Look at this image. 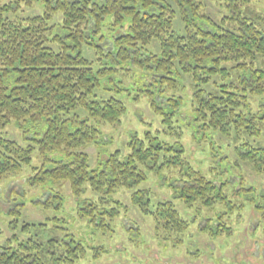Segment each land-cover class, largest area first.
<instances>
[{
  "label": "trees",
  "instance_id": "obj_1",
  "mask_svg": "<svg viewBox=\"0 0 264 264\" xmlns=\"http://www.w3.org/2000/svg\"><path fill=\"white\" fill-rule=\"evenodd\" d=\"M207 2L0 0V132L13 123L38 129L42 166L34 169L30 186L70 183L78 197L89 185L103 197L85 203L80 215L103 231H112L122 207L109 198L117 190L141 185L151 170L181 167L178 195L189 209L213 210L225 200L221 185L190 167L183 146H176L178 155L160 165L161 151L173 147L155 140L147 147L135 138L128 156L116 151L102 160L99 169L90 168L86 150L100 139L98 125H121L127 113L122 100L99 99L96 92L103 80L116 74L131 77L135 69L158 84L174 81L169 75L191 76L195 81L191 126L201 134L200 140L213 145L211 136L221 135L242 162L257 174L264 173V146L254 145L264 135V16L251 7L252 0H224L226 11L215 19L206 13ZM37 3L43 5L41 15L8 17L22 5ZM58 16L62 19L56 24ZM84 47L95 51L100 67L84 56ZM232 75L234 81L214 92L203 88L217 76ZM156 102L152 100L151 106L158 111ZM173 103L178 108L182 100ZM81 109L88 113L85 120L78 114ZM34 153L33 146L0 137V182L21 175L31 166ZM148 196L140 191L133 197L147 214ZM153 215L157 232L182 234L189 228L172 202L159 204ZM206 231L220 236L228 229L208 225ZM39 232L25 224L21 229L25 239L15 234L0 247V264H79L86 254L83 242L72 236L45 242Z\"/></svg>",
  "mask_w": 264,
  "mask_h": 264
},
{
  "label": "rangeland",
  "instance_id": "obj_2",
  "mask_svg": "<svg viewBox=\"0 0 264 264\" xmlns=\"http://www.w3.org/2000/svg\"><path fill=\"white\" fill-rule=\"evenodd\" d=\"M223 2L208 0L206 13L219 18L221 12L223 15L226 11L222 8ZM35 6L22 5L16 15L8 17L25 19L41 15L43 5L37 3ZM251 7L264 16V0H252ZM61 19L58 16L55 23H60ZM104 32L113 34L109 30ZM52 48L58 50L57 45ZM83 53L100 67L99 56L93 49L84 47ZM145 74L135 69L131 77L116 74L102 81L96 96L104 100H122L127 113L121 119V125H98L100 139L86 150L90 168L99 169L102 160L116 151L128 156L132 151L129 145L135 138L147 147L153 140L173 147L171 151H161L160 165L165 159L178 155L176 146H183V158L192 169L221 185L225 200L213 210L199 206L189 209L178 195L181 167H165L159 172L151 170L147 181L130 189L117 190L109 198L120 202L122 207L112 231H103L80 215V208L85 203L98 202L103 197L89 185L78 197L73 194L70 183H52L40 188L30 186L34 169L42 166L37 149V140L41 136L36 127L25 124L22 128L13 123L0 132V137L24 147L33 146L35 153L31 166L25 167L21 175L0 182V247L15 234L25 239L21 229L29 224L41 231L45 242L54 238L66 240L68 236L83 242L86 254L79 264H264V173L257 174L251 165L242 162L234 146L221 135L211 136L213 145L210 141L200 140L201 134L191 126L195 86L191 76L169 75L167 77L174 81L158 84ZM235 79V75L226 79L217 76L203 88L211 93L217 86ZM148 90L156 95L154 99L143 92ZM178 99L182 103L176 108L172 105ZM152 100L158 102V111L151 106ZM259 101L252 99L256 105ZM78 114L84 120L88 118L84 109ZM254 145L264 146V135L256 139ZM140 191L149 193V214L133 202L134 195ZM164 202H172L189 223L184 233L156 231L153 213ZM46 203H49L48 207ZM14 210H19L20 215L12 214ZM208 225L212 229H224L225 225L228 231L214 236L206 231Z\"/></svg>",
  "mask_w": 264,
  "mask_h": 264
}]
</instances>
